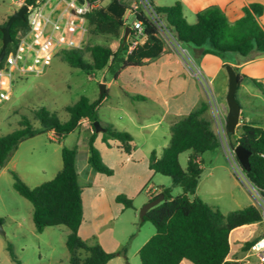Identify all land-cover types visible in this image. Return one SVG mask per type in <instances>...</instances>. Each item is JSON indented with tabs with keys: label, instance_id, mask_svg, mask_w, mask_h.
I'll use <instances>...</instances> for the list:
<instances>
[{
	"label": "trees",
	"instance_id": "1",
	"mask_svg": "<svg viewBox=\"0 0 264 264\" xmlns=\"http://www.w3.org/2000/svg\"><path fill=\"white\" fill-rule=\"evenodd\" d=\"M41 0H25L27 6ZM155 0H146L164 29L181 47L201 49V56L213 55L225 61L227 55L236 54L246 61L264 56V25L260 22L263 6L247 4L242 9V16L234 22H229L224 12L217 6L207 7L195 14L192 24L183 15L180 0H175L169 7L155 6ZM129 7L121 0H107L105 6L89 13L87 19V34L109 36L119 41L118 48L113 51L108 45L95 44L73 49H60L57 53L70 67L84 71H101L117 79L120 70L129 67H140L147 61L160 57L164 43L160 38L157 24L144 11L139 10L133 19L141 23V35L130 31L131 39H142L130 52L127 43L121 37L125 27L124 15ZM25 20L15 21L10 27L11 44L6 48L5 57L15 49L19 38L28 30L27 16ZM6 22L0 25L1 28ZM126 26H129L126 24ZM0 31V40H1ZM55 55V56H56ZM4 58L0 62L3 65ZM226 66H224L225 68ZM239 83L236 91L241 83ZM248 81L264 93L263 85L254 79ZM106 97L89 102L81 97L73 105L66 106L68 119L61 122L57 114L44 107L34 112V119L39 127L34 128L31 122L23 118L14 131L0 136V170L6 165L11 154L20 143L35 136L53 132L57 137H64L79 131L87 122L90 127L87 139V164L94 173L111 176L113 171L102 161L95 147L96 134L92 123L98 121L97 107ZM235 99L237 101L236 92ZM238 103V101H237ZM105 132L101 133L102 143L109 146L113 140L120 144L126 154L132 152V137L127 132L118 131L110 125H101ZM237 133V136H235ZM234 134L225 131V138L230 150L240 145L251 151L249 158L250 171L245 173L249 185L259 193L264 191V128L253 123L241 122ZM220 138L213 127L207 102L201 101L184 118L170 125V140L159 158L155 152L149 155V169L154 174H160L171 179L169 188H162L159 195L163 201L149 209L142 222H149L155 233L138 250L140 264H179L187 261L189 264H249L244 260L229 257L231 232L239 227L258 224V210L249 206L241 211L229 213L226 216L217 210L209 208L195 197V192L202 172L201 156L220 146ZM189 151L187 164L182 169L179 156ZM77 146L61 149L62 168L55 176L37 187L29 188L11 173L13 188L32 205V222L37 233L47 227L64 226L68 229L65 247L68 252V264H107L120 255L107 253L98 243L88 244L78 235V229L83 221L82 187L78 181L76 170ZM179 187L182 193L173 197L172 188ZM149 200V201H150ZM116 203L123 209H133L132 200L125 195H117ZM1 223V222H0ZM244 244L242 251L247 252L254 242ZM6 251L10 259L19 264L11 245Z\"/></svg>",
	"mask_w": 264,
	"mask_h": 264
},
{
	"label": "rangeland",
	"instance_id": "2",
	"mask_svg": "<svg viewBox=\"0 0 264 264\" xmlns=\"http://www.w3.org/2000/svg\"><path fill=\"white\" fill-rule=\"evenodd\" d=\"M103 1L102 3L105 4ZM131 1L139 5V10L145 11L144 7L147 8L148 13L145 11V14L151 19H155L146 0H125L126 3H131ZM174 1L155 0L154 5L169 7L173 5ZM22 5H25V0H0V25L4 24L10 15ZM184 15L188 23L194 22V16L189 12L184 11ZM131 20L132 18L128 25ZM158 26L162 42L172 41L173 38L164 29L162 23L159 22ZM115 42L119 43L117 39L109 36L88 33L82 47L95 44L110 45L111 43L116 46ZM223 76H227L225 69L210 82L209 86L213 97L209 87L203 83L213 108H215L214 104L225 101L226 98V91L224 92L219 87ZM103 81L110 82L111 86L106 90V97L97 107L98 122L100 125H110L118 131H121L119 129L122 127L134 131L127 118L119 110V105L125 104L124 94L119 89V80L117 79L118 83H113V76L106 69L84 72L72 68L57 54L51 65L41 75L16 74L13 77L8 100L0 102V136L17 129L18 123L23 118L28 119L34 128H38L39 124L34 119V112L41 107L56 113L58 119L65 122L68 119L65 107L75 104L81 97H85L91 103L98 101L99 86L103 84ZM205 81L208 84V79ZM201 82H203L202 79ZM153 129V126L148 127V131ZM156 131L151 144L156 147L154 151L160 155L169 143L170 132L166 123L156 126ZM225 131L226 127L218 130L217 134L221 141L219 148L201 156L202 172L195 192L196 198L223 216L241 211L249 206L255 207L253 190L236 161L233 150H230L227 145ZM86 132L90 133L87 122L79 131L64 137H57L51 133L38 135L20 143L9 157L7 164L0 171V224L4 232V234H0V264H16L6 251L8 245L12 246L19 264H68L69 256L65 247L68 229L64 226L47 227L41 233H37L32 222V205L13 188L14 180L11 173L16 174L27 187H37L54 177L52 162L55 158L61 161V149L74 146H77L76 166L80 168L84 161L83 156L87 151ZM136 141L141 143V140L137 139ZM97 149L106 150V144L99 142ZM189 153L187 151L179 156V164L182 169L186 167ZM107 167L114 172V168ZM80 185L82 184L80 183ZM153 185L169 188L171 179L160 174L153 175V179L147 180L131 197L125 195L132 200L134 209L124 210L116 220L109 223L107 229H112L115 236L122 241L121 247L112 252H120V255L115 257L110 264H140L137 252L155 233L152 224L142 222L140 218L141 209L146 204L144 202L147 199L146 191ZM181 193L179 187L172 188L171 195L173 197ZM117 204L120 209L123 208L122 204ZM261 236L262 231L258 224L246 225L233 230L229 236V257L244 260L249 264H263L256 257L249 256L248 251H242L245 243ZM179 264L189 263L182 261Z\"/></svg>",
	"mask_w": 264,
	"mask_h": 264
},
{
	"label": "crops",
	"instance_id": "3",
	"mask_svg": "<svg viewBox=\"0 0 264 264\" xmlns=\"http://www.w3.org/2000/svg\"><path fill=\"white\" fill-rule=\"evenodd\" d=\"M103 2L106 4L107 0ZM123 2L129 8L136 3L134 1L126 3L125 0ZM180 2L183 15L186 11L195 19L197 12L210 6H217L224 12L229 22H234L242 16V9L245 5L260 4L263 6L260 22L264 25V0H180ZM130 18L132 20L129 27L131 28L130 31H133V15L127 11L124 15L125 27H127L126 24ZM125 27L121 30L122 38ZM124 40L127 43L132 40H136L138 43L143 42L142 39H131L129 36ZM163 43L164 50L160 57L153 61H147L140 67L120 70L117 75L119 89L125 97V104L119 105V110L127 118L134 131L125 127L119 130L131 135L132 152L130 154L124 153L120 144L113 140L108 141L109 146L106 145V150L98 149L103 163L114 168L111 176L103 174L100 176L99 173L92 172L87 164L88 150L83 156L84 161L81 167L76 166L78 181L82 184L83 206V221L79 226L78 235L88 244L98 243L107 253L118 250L122 244V241L115 236L114 231L107 229L109 223L116 220L119 214L126 210L119 208L115 201L116 196L124 194L131 197L147 180L153 179V175H155L149 169V155L151 152H155L154 148H156L151 144L157 132L156 126H162L163 123H166L170 132L172 123L184 118L201 101H205L209 106V114L213 120L215 131L218 133V130L226 127L228 111L226 101H219L216 105L214 104L215 108H213L205 89L206 86L210 90L211 80L221 74L222 70L225 69L224 66L229 65L235 70L236 75L240 76L241 83L236 91L240 106L239 120L244 123L257 124L264 128V93L248 81V79H254L261 83L264 88V56L246 61L236 54H230L226 56L225 61H222L209 54L201 56L200 48L181 47L173 39ZM114 45L111 43L108 46L115 51L119 43ZM190 63H193L201 72L200 78L189 72ZM117 79H113V83H118ZM206 79H208V84H206ZM103 84H105L106 92L111 83L103 81ZM219 87L227 93V76H223ZM210 92L213 97L211 90ZM150 126L154 127L152 131H148ZM49 133L54 134L53 132ZM88 137L89 134L87 133L85 136L86 145ZM137 139L141 140V143H138ZM164 141L166 142V140ZM99 142L102 143L101 135L95 139L96 148H98ZM155 154L159 158L162 153L158 155L155 152ZM52 168L56 174L62 168V161L55 158L52 162ZM162 188H164L162 185H153V187L148 188L146 191L147 199L144 202L147 203L152 197L158 195ZM111 261L107 264H110Z\"/></svg>",
	"mask_w": 264,
	"mask_h": 264
},
{
	"label": "built area",
	"instance_id": "4",
	"mask_svg": "<svg viewBox=\"0 0 264 264\" xmlns=\"http://www.w3.org/2000/svg\"><path fill=\"white\" fill-rule=\"evenodd\" d=\"M103 7L102 0H41L27 6L25 15L29 30L19 38L15 49L6 57L4 56L3 65L0 68V102L8 100L10 85L16 74L39 76L51 65L54 56L60 49L81 48L87 35L86 16ZM144 10L148 13L147 8L144 7ZM138 11L137 3L128 9L132 15ZM154 16L155 19L152 20L158 26L160 21L155 14ZM141 27L139 21H133L132 30L137 35H141ZM137 43L136 40H132L128 52ZM189 72L195 77L200 78L201 76V72L193 63L189 64ZM251 188L254 193L255 208L260 214L258 225L262 231V226H264V191L259 193L253 187ZM248 255L256 257L264 264L263 232L262 236L250 246Z\"/></svg>",
	"mask_w": 264,
	"mask_h": 264
},
{
	"label": "water",
	"instance_id": "5",
	"mask_svg": "<svg viewBox=\"0 0 264 264\" xmlns=\"http://www.w3.org/2000/svg\"><path fill=\"white\" fill-rule=\"evenodd\" d=\"M26 12H27V6L22 5L17 11L13 12L12 15H10V17L6 21V24L1 28L0 31L2 36H1L0 62L5 56L7 46L11 44V36H10L11 25L18 20L24 21ZM124 30L125 31H124L123 39H125L128 36L131 28L127 26L125 27ZM225 70L227 73V80H228V87L225 98L228 109L227 117H226V131L229 134H234L237 126L239 125V118H240V106L235 99V92L239 80L235 73V70L232 67L226 65ZM99 87H100L99 99H101V97L105 93V84H101ZM92 127L94 128L96 134L105 132V129L100 125L98 121H94L92 123ZM233 154L241 169L245 173L249 172L250 171L249 158L253 155V153L245 149L244 147L237 145L233 149ZM162 201H163V195H159L155 199L148 201L141 209V213H140L141 220L143 219V217L145 216L146 212L149 209L155 207ZM262 232L264 233V226H262ZM0 234H4L1 224H0Z\"/></svg>",
	"mask_w": 264,
	"mask_h": 264
}]
</instances>
